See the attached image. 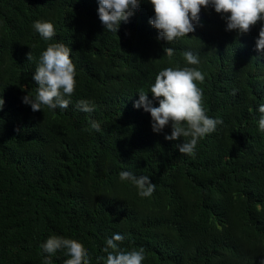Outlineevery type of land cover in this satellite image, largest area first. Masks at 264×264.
Returning <instances> with one entry per match:
<instances>
[{
    "label": "trees",
    "instance_id": "1",
    "mask_svg": "<svg viewBox=\"0 0 264 264\" xmlns=\"http://www.w3.org/2000/svg\"><path fill=\"white\" fill-rule=\"evenodd\" d=\"M0 264H264V0H0Z\"/></svg>",
    "mask_w": 264,
    "mask_h": 264
}]
</instances>
